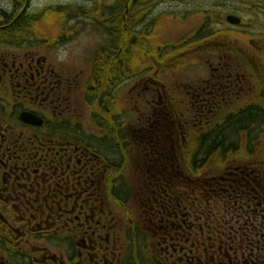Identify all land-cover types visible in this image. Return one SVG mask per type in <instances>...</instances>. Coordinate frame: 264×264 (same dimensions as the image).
Returning <instances> with one entry per match:
<instances>
[{"label":"flooded vegetation","instance_id":"obj_1","mask_svg":"<svg viewBox=\"0 0 264 264\" xmlns=\"http://www.w3.org/2000/svg\"><path fill=\"white\" fill-rule=\"evenodd\" d=\"M90 1H93L91 6H98V12L104 15V19H95L96 15L85 9L79 10L85 14L77 18L92 27L107 26L121 30L144 29L156 22H150L147 15L163 3L162 0ZM231 1L245 4L255 12L264 11V0ZM54 6L60 7L59 4ZM226 6L223 7L222 3L218 7ZM88 13L92 16H87ZM0 14L5 12L0 11ZM28 15L25 7L20 11L14 9L0 21V29L18 28L21 22L14 20ZM223 16L226 25H229L227 17H237L233 13ZM208 20L209 16L202 27ZM247 23L251 22L240 21L238 26L230 28L240 29ZM23 24L28 26L27 22ZM227 29L219 32L218 45H206L210 39L213 41L217 37L202 39L206 51L223 52L222 57L218 58L217 67L206 69L192 86L178 89V95L173 94L168 98L167 104L171 109L176 111L184 105L191 110L188 118L182 116L178 124L180 128H188L185 130L187 136L179 132L175 141H184L183 137L189 139L198 132L214 134L216 127L222 133L228 115L241 113V117L247 110L260 109L262 117L259 120L264 123V78H261L262 86L257 71L251 65L248 66L249 75L237 69L231 58L240 56L241 60L243 56L236 52L239 49L238 40L234 39V47H227V43H224L223 36L227 34ZM32 50L29 47V52L12 54L0 51V264H143L140 260L150 254L145 233H153V237L163 234L152 199L148 198L147 207L143 196L139 199L137 209L142 212L138 215L141 220L136 222L127 217V227L120 229L121 234L116 227L122 223L115 220L110 208L112 204L124 205V198L115 192V188H119V185H124L127 190L129 188L124 178L126 156L130 152L140 155L148 139H153L160 146L157 124H153V131L142 129L146 119L144 104L140 107L139 103H135L136 116L133 118L119 104L120 108L106 110L108 119L93 115L92 121L102 136L88 135L80 119L66 117V113H70L72 98L71 78H65L54 65L47 62L46 57L37 55L39 51ZM120 54L123 55V48L111 60L107 56L104 62L101 57H95L94 62L92 60L90 78L83 90L85 96L95 99L97 92H93H100L103 87L98 103L101 109L104 104L102 100L105 103L116 102V93L121 90L123 96L125 91H129V87L125 86L129 80L125 74L130 71L127 63L125 71H122L126 79L116 76L121 71L118 65L124 68L122 62H118ZM187 55L185 52L180 56ZM261 58L260 55L258 59ZM109 68L113 79L107 83ZM153 80L143 82L144 88L138 92L144 90L146 94H153L147 87L155 82ZM169 91L165 88V93ZM242 93L247 95L238 100V95ZM253 95H258L257 101ZM87 104L92 105L93 102ZM154 104L156 102L152 100L148 102V107ZM226 109L229 112L225 113ZM125 112L127 117L123 116ZM25 115L27 119L34 117L39 123L26 122L22 119ZM215 120L218 122L215 123ZM258 121L229 126L233 127L241 140L253 141L258 140V135L264 137V134L257 133ZM114 157L118 159L116 164ZM138 193L141 194L139 190ZM184 217L183 220L188 219L187 215ZM173 219L175 225L178 215H173ZM173 224L170 226L173 227ZM187 224L190 227V223ZM120 237L124 239L125 247L116 245ZM160 241L167 247L163 251H155L149 246L151 253L158 252L165 264H178L176 249H173L174 253H168V240L164 236L157 241L159 246L156 245V248H161ZM146 258L151 259L149 255ZM148 264L156 263L149 261Z\"/></svg>","mask_w":264,"mask_h":264},{"label":"rangeland","instance_id":"obj_2","mask_svg":"<svg viewBox=\"0 0 264 264\" xmlns=\"http://www.w3.org/2000/svg\"><path fill=\"white\" fill-rule=\"evenodd\" d=\"M162 2L153 13L147 15L148 19L151 20L150 22L153 20H156V22L149 24L148 27H146V23L144 25L146 28L144 29H140V27L129 28L127 30L122 29V31H125L124 34H118L116 37H113L112 35L114 34H109L113 28L107 26L105 28L99 26L92 27L85 25L81 18H77L85 14L80 13L79 10L85 9L87 11L91 10L92 15H96L95 19H104V15L98 12V6H91L93 1L0 0V11L5 12V14H0L1 22L3 21V17L8 16L14 9L20 11L25 6L29 11L31 21H33L30 22V28L26 25H20L16 31L0 29V51L2 53L8 51L11 54L13 52H29L30 47V49H33V52L39 51L37 55L46 57L47 62L50 65H54L55 69L59 70L65 78H71V82L73 83L71 87L72 98L69 103L70 113H66V117L71 120L80 119L79 121L83 124V128L88 135L102 136L92 121L93 115L108 119L105 113L107 112L106 110L114 107L120 108V105H122L123 109L128 110L130 117L133 118V116H136L135 103H139L138 106L140 107L144 104L145 109L143 108V111L146 119L142 123V129L153 131L152 126L156 123L160 144H164L162 146V154L172 152L177 157L175 137L179 132L187 136L185 130L188 129L180 128L178 124L182 116L188 118L187 116H189L191 110L187 106L185 108L184 105H181L176 111L171 109L170 105L167 104L168 98L173 96V94L178 95V89H184L187 85L192 86L198 77L204 75L206 69L216 68L218 60L223 55V52L206 51V46L203 45L202 39L210 36L217 37L219 32L224 30V28H228V32H225L227 34L223 36L224 43H227V47H234V39L238 40L239 46L237 45V49H239L236 52L243 56L241 60L240 56L236 58L232 57V62L237 66V69L243 71L246 75L250 74L248 66L251 65L257 71L258 81L263 86L261 78H264V62L262 61L264 59V11L255 12L246 7L245 4L235 3L231 0H172V2L162 0ZM222 3L223 7L225 4L227 6L225 8L218 7ZM56 4H59L61 8L54 6ZM227 13H233L241 18L243 22L250 21L251 23H247L240 29L230 28L232 26L226 25L225 21L223 22V15ZM90 15L91 13H88L87 16ZM207 16H209V20L202 27L203 21L206 20ZM218 38L213 41L210 39V43L206 45L208 47L218 45L220 43ZM116 40L120 41L117 42ZM121 43L123 45V55L120 54L121 57L118 59V62L121 61L124 68L118 65L121 71L117 72L116 76L120 79H126L122 71H125L127 63L130 71L128 74H125L129 79L125 86L129 87V91H125L123 96L121 90L120 93H116L118 98V101L115 99L116 102L105 103L102 100L101 103L104 104L101 109L98 107V103L101 95L99 93L102 92L103 87H101L100 92L97 90L93 92L94 94L97 92L95 99L92 96H85L83 87L86 85L85 82L90 78L92 60L94 62L95 57L105 58L106 56L110 60L113 59V54L121 51L119 49ZM114 45L118 47L117 50L113 49ZM185 52H187V56H180ZM260 55L262 58L258 59ZM176 56H178L177 59L175 58ZM243 60L248 61L243 62ZM112 70L115 71L116 69L112 68ZM107 73L110 75L107 83H110L111 79H113L110 68ZM149 79H154L153 81H155L154 83H149V86H147L149 87L148 91L153 92V94H146L144 90L138 92L144 88V84L142 83ZM116 84L122 85L121 82H117ZM259 85L258 94L260 93ZM165 88L168 91L170 90L169 93H165ZM246 95L245 93L239 94L238 100L244 99ZM256 96L258 97V95ZM256 96L253 95L255 101L258 100ZM152 100L156 104L149 108L148 102ZM88 102H93V104H87ZM105 104H109V106H105ZM226 112L229 111L226 109ZM140 115L143 116L141 113ZM123 116L127 117V113H123ZM217 122L218 120H215V123ZM197 128L194 127L193 129ZM191 130L190 132L192 133ZM257 133L264 134V123L257 127ZM183 140L180 142L186 143L188 138L183 137ZM236 143L242 145L245 142L237 141ZM249 143L262 147L261 152L264 157V137H258V140L249 141ZM168 148L170 150H167ZM131 153L126 156L127 170L124 175V178L129 183V200H124V205L122 206L112 204L110 208V212L115 217V220L122 223V225L116 227V230L119 229L118 233L120 234L123 227L124 229L127 227V217H131L133 221L138 222L141 220L138 218V215L142 213L137 209V206H139V199L142 197L138 193V189L143 178L137 167L143 163V160L137 153ZM109 159L112 160L111 157ZM117 160L116 158L113 162L116 164ZM164 160L165 173L169 175L168 171H170V167L168 160L166 157ZM144 197L146 196L144 195ZM217 211L214 210L212 216L216 215ZM220 215H224L223 212H220ZM201 216L198 214L189 221L190 228H193L195 231L201 230ZM213 219L218 218L213 217ZM146 225L148 226L149 224L147 223ZM145 237L151 261L156 264L160 263V258L155 253H151L148 247L152 246V249L155 251H163L167 247L163 241H160L161 248H156V245H158L157 241L163 237V234L153 237V233L146 232ZM174 237L175 241L178 242L180 240L178 236ZM189 239L192 241L190 233L187 240ZM177 242H173V245H179ZM123 243L124 239L121 237L116 241L117 246L124 245L123 247H125L126 244ZM129 244L131 245V243ZM189 246H187V250ZM172 253L174 252L172 251ZM180 254L181 252L177 253L178 259ZM140 262L148 264L149 261L147 262L146 257L143 256ZM161 264L165 263L161 261Z\"/></svg>","mask_w":264,"mask_h":264},{"label":"trees","instance_id":"obj_3","mask_svg":"<svg viewBox=\"0 0 264 264\" xmlns=\"http://www.w3.org/2000/svg\"><path fill=\"white\" fill-rule=\"evenodd\" d=\"M14 21L21 22L19 26H25L23 23L27 22L29 28L30 22H33L29 15L18 17ZM12 30L16 31L18 28ZM124 32L113 28L109 34L116 37ZM115 45L113 49L117 50ZM122 48L121 43L119 49ZM101 61L104 62V57H101ZM240 114L227 116L222 133L216 127L214 134L204 135L198 132L192 134L186 143L177 140V157L172 152L162 154L164 144L158 147L153 139H148L143 146L140 154L143 163L137 167L143 181L138 190L142 196H146V207L148 198L152 199L156 219L158 222L160 220L161 230L168 240L171 253L174 248L181 252L178 264H264L262 147L252 145L244 138L241 140L233 127L229 126L246 121L253 124L255 120L261 119L262 112L258 109L247 110L239 117ZM260 124L259 120L258 125ZM237 141L245 143L240 145ZM163 155L168 160L169 175L165 173ZM115 159L116 157L113 160ZM115 192L125 201L129 200V191L124 185L115 188ZM214 210L218 211L212 216ZM220 212L224 214L221 218ZM175 214L178 215V221L174 225ZM198 214L202 215L201 230L195 231L187 223ZM184 215L188 219L183 220ZM225 216L230 219L223 218ZM189 233L192 241L187 240ZM174 236H178L180 240L175 241ZM173 242L179 245L174 246ZM156 256L159 258V254ZM146 259L147 262L151 261ZM161 261H164L163 258Z\"/></svg>","mask_w":264,"mask_h":264},{"label":"water","instance_id":"obj_4","mask_svg":"<svg viewBox=\"0 0 264 264\" xmlns=\"http://www.w3.org/2000/svg\"><path fill=\"white\" fill-rule=\"evenodd\" d=\"M227 22L230 23V24L236 25V24L239 23V20L237 18H235V17L229 16V17H227ZM27 118H28L27 115L22 117V119H24L26 122L34 121L37 124L39 123V121H36L34 117H29V119H27Z\"/></svg>","mask_w":264,"mask_h":264}]
</instances>
